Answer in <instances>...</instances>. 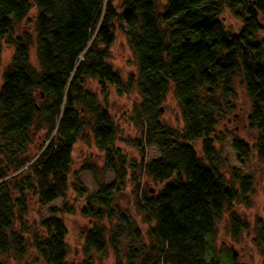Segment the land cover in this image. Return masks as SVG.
I'll return each mask as SVG.
<instances>
[{
    "label": "trees",
    "instance_id": "obj_1",
    "mask_svg": "<svg viewBox=\"0 0 264 264\" xmlns=\"http://www.w3.org/2000/svg\"><path fill=\"white\" fill-rule=\"evenodd\" d=\"M158 2L127 0L118 8L116 0H0V65L4 43L14 47L0 87V255L26 254L23 233L29 230L31 196L42 206L63 200L61 207H49L41 232L33 234L31 246L41 261L95 264L90 259L67 262L62 214L73 211L65 203L72 189L86 195L81 214L94 220L84 235L86 251L104 255L110 246L122 264L121 242L142 236L133 219L139 211L160 249L151 247L152 257L145 245L130 243L127 264H221L212 244L216 223L225 211L233 223L238 220L234 204L248 203L254 178L237 168L229 179L223 175L215 132L241 72L252 101L248 127L258 135L252 144L233 136L231 148L240 162L255 153L264 164V0H166L162 12ZM32 9L37 11L36 67L30 63L32 35H13ZM226 12L241 22L237 31L226 26ZM117 22L125 25L136 60L137 75L128 85L111 64ZM88 78L98 81L103 101L86 88ZM110 86L119 92L137 89L141 135L134 144L142 156L151 146L159 151L150 161L142 158L139 166L161 187L142 190L134 174L133 213L115 202L126 187L129 163L115 146L119 130L107 106ZM170 89L183 130L161 121ZM86 128L104 153V169L114 174L113 182L93 192L72 172L73 150L86 139ZM39 131H45V140L34 157L29 148ZM194 142L200 143L199 152ZM81 170L95 173L92 165ZM115 220L112 230L103 223ZM256 230L257 244L264 245V220H258ZM231 258L232 264H241Z\"/></svg>",
    "mask_w": 264,
    "mask_h": 264
},
{
    "label": "rangeland",
    "instance_id": "obj_2",
    "mask_svg": "<svg viewBox=\"0 0 264 264\" xmlns=\"http://www.w3.org/2000/svg\"><path fill=\"white\" fill-rule=\"evenodd\" d=\"M127 0H116L118 8ZM166 0H159L158 11L162 12ZM36 9H32L26 20L18 25L14 30V36H21L24 32H29L32 35L33 42L30 49V63L33 66H38L36 55ZM228 21L226 26L233 31H237L241 26V22L231 16L228 12L225 13ZM126 27L123 23L117 22L115 27L116 40L111 49V64L114 70L120 75L125 85H128L130 78H136L137 66L134 55L126 40ZM14 53V47L4 43L2 50V58L0 65V87L3 83V74L9 63L11 62ZM86 88L94 93H97L100 101H103V95L97 80L86 79ZM234 94L227 98L228 104L224 105V110L220 115L219 124L216 128L215 136H218L220 141L215 142V147L221 152L220 169L223 175L229 179L231 169L237 168L244 174H251L254 178V186L252 193L248 196V203H235L233 211L237 217L238 228H235L231 218V213L225 211L222 218L216 223V231L212 241L214 252L221 260V264H232L234 257L241 264H264V245L257 244L258 236L256 224L258 220H264V164L260 163L254 155L247 162H240L231 148V140L233 136L241 137L247 140L250 144L254 143L258 132L251 130L248 127V117L252 108V101L247 93L243 74L237 72L233 80ZM135 87L128 91L119 92L114 86L109 87V95L107 99L108 109L118 126V141L115 146L119 147L128 159V179L125 189L115 195V202L122 209L131 213L134 212L132 204L134 203L133 189L135 183L131 178L135 174L140 182L142 190L156 191L161 187V184L154 183L139 166L141 159L150 161L159 156V151L156 146H151L146 149L144 156L134 144L140 139L141 122L135 116V110L141 102ZM161 121L165 125H169L178 130H183L184 121L181 114L179 104L170 89L166 95L165 101L162 103ZM86 139H79L73 150L72 172H78L79 178L83 185L88 188L89 192L98 190L102 183L110 184L114 180L112 171H106L103 164V155L94 144L91 138L89 128L84 130ZM88 135V136H87ZM45 140V131H39L30 145V151L34 157L40 151L42 142ZM193 146L199 152L200 143L194 142ZM92 165L95 167V173L90 170H81L83 166ZM86 195H78L72 189L69 190L65 199L67 206L73 211L65 212L62 217L65 220L68 229L66 238L68 254L67 262H81L90 259L95 264H117L116 253L108 246L104 255H98L93 251H86L84 244L85 232L93 225L94 220L89 217H84L81 214V208L85 205ZM62 199H58L47 206L38 204L35 198L29 196V211L27 214L26 224L29 230L23 233L27 240L28 250L25 255L17 256L13 251L7 255H0V259L4 264H44L34 248L31 246L33 234L36 231L41 232L39 224L42 220L50 216L49 207H61ZM135 225L141 231V238L138 240L127 239L121 242L118 258L122 264H127L126 256L130 243L133 246L140 247L145 245L147 253L156 256L155 252H151V247L160 249L159 242L152 238L149 234L150 223L146 217L139 211L135 212L133 217ZM108 230H112L117 220L114 222H103ZM18 222L15 224V230H19Z\"/></svg>",
    "mask_w": 264,
    "mask_h": 264
},
{
    "label": "water",
    "instance_id": "obj_3",
    "mask_svg": "<svg viewBox=\"0 0 264 264\" xmlns=\"http://www.w3.org/2000/svg\"><path fill=\"white\" fill-rule=\"evenodd\" d=\"M151 191H153V190H151Z\"/></svg>",
    "mask_w": 264,
    "mask_h": 264
}]
</instances>
